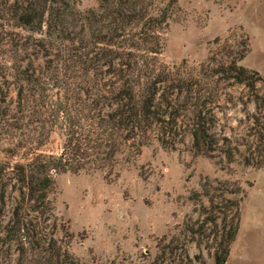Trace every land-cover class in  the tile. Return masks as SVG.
<instances>
[{
    "label": "trees",
    "instance_id": "trees-1",
    "mask_svg": "<svg viewBox=\"0 0 264 264\" xmlns=\"http://www.w3.org/2000/svg\"><path fill=\"white\" fill-rule=\"evenodd\" d=\"M96 1V7L84 9L82 0H0V141L9 143L0 149L9 156L0 159V264H87L56 237L59 220L49 200L54 177L101 169L110 174L120 156L139 154L155 139L169 145L177 136L181 115L160 93L175 79H169L173 72L167 73L160 59L180 0H169L158 10L157 0ZM235 47L212 53L201 73L205 67L214 77L248 89L256 106L254 114L247 113L253 123L248 136L254 140L243 143L245 154L226 137L221 144L215 110L186 93L189 135L197 157L221 154L230 164L241 161L264 171V78L243 65L251 51L248 35H241ZM105 77L116 78L117 84H95ZM78 83L94 95L92 104L82 103L79 92L75 95ZM193 87L187 90L192 93ZM60 123L62 153L38 154L37 147ZM20 151L29 158L15 161ZM240 224L237 210L218 228L182 229L183 238L207 237V242L193 241L199 254L192 257L181 237H164L149 264H207L204 250L214 253L215 264H227ZM108 264L136 263L123 258Z\"/></svg>",
    "mask_w": 264,
    "mask_h": 264
},
{
    "label": "rangeland",
    "instance_id": "rangeland-1",
    "mask_svg": "<svg viewBox=\"0 0 264 264\" xmlns=\"http://www.w3.org/2000/svg\"><path fill=\"white\" fill-rule=\"evenodd\" d=\"M168 1L157 0V10ZM96 6V0H82L84 9ZM171 15L160 60L169 69L163 67L167 73L173 72L169 79L175 81L163 85L160 93L181 115L175 125V140L163 145L155 139L139 154L133 151L120 156V165L110 174L101 169L56 175L49 193L59 220L56 237L87 264L94 260L108 264L123 258L149 264L164 237H181L190 255H198L193 241L207 242V237L196 234L183 238L180 231L199 226L218 228L223 219L230 220L240 210V230L227 264H264V171L245 167L241 161L230 164L221 154L214 158L195 156L187 117L189 96H198L215 110V132L221 144L226 137L246 153L243 143L254 140L248 136L253 123L247 113L256 112L251 93L234 80L214 77L205 67L201 73V67L222 46L236 48L241 35H248L251 51L243 65L264 78V0H180ZM18 34L24 36L21 30ZM116 80L105 77L95 84L107 86L117 84ZM199 82L200 86L195 85ZM192 85L190 93L187 88ZM175 86H180L179 90ZM74 90L75 95L80 93L82 103H93L94 95L91 98L87 94L85 83L75 84ZM72 94L71 90L68 97ZM60 97L67 98L66 92H60ZM49 126L45 125L46 132ZM62 127L60 123L51 131L44 144L37 147L38 154L62 153ZM35 128L42 129L41 125ZM8 145L0 141V149ZM8 158L0 150V159ZM28 158L20 151L15 161ZM213 254L204 250L207 264H215Z\"/></svg>",
    "mask_w": 264,
    "mask_h": 264
}]
</instances>
